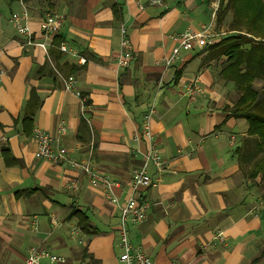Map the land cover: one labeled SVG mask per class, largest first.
Listing matches in <instances>:
<instances>
[{"label":"crops","instance_id":"crops-1","mask_svg":"<svg viewBox=\"0 0 264 264\" xmlns=\"http://www.w3.org/2000/svg\"><path fill=\"white\" fill-rule=\"evenodd\" d=\"M23 4L37 41L45 16H66L48 53L25 45L12 26ZM216 4L163 0L141 10L136 0H0V264H25L35 246L61 256L60 264H125L118 206L69 161H89L116 181L123 202L148 150L142 123L152 105L163 169L152 165L153 185L136 193L149 208L128 228L132 244L153 264H264V184L249 176L254 160L240 161L257 141L245 120L229 117L239 94L220 74L227 57L208 60V49L196 46L172 66L162 61L181 33L215 27ZM123 38L129 68L118 65ZM61 44L77 55L60 53ZM195 80L202 92L189 102ZM61 124L67 158L37 159L32 130L56 135ZM80 216L90 233H71ZM217 231L224 243H214Z\"/></svg>","mask_w":264,"mask_h":264},{"label":"built area","instance_id":"built-area-1","mask_svg":"<svg viewBox=\"0 0 264 264\" xmlns=\"http://www.w3.org/2000/svg\"><path fill=\"white\" fill-rule=\"evenodd\" d=\"M163 0H136L138 7L142 10L148 6H155L161 4ZM29 17L27 7L23 4L22 11L13 13L10 19L12 26L16 33L25 39V45L35 46L48 53L49 44L47 40L52 39L58 34L60 27L65 20L64 14H49L43 18L40 23L39 32L41 39L37 41L35 35L29 26ZM123 32L125 27L123 26ZM219 36L213 30V24L203 25L199 30L188 29L181 33L177 38V45L172 50L171 54L166 56L162 61L166 66H172L179 62L186 52H190L194 47L207 48ZM128 41L126 38L122 40V48L125 49L124 54L119 57L118 65L120 68H129L130 66V51L127 48ZM59 50L62 53H77L70 49L67 45L61 44ZM85 58H80L81 64L86 63ZM65 88L71 90L73 88V77L63 78ZM2 82V71L0 70V84ZM199 81L195 80L188 86L186 96L189 102H193L198 93H201ZM79 95V93H78ZM84 100V107H87L86 99ZM155 115V107L152 105L147 113L143 116L142 134L148 138V150L144 155L142 164L132 171L131 189L129 196L120 202L118 197L114 194V187L118 183L112 180L109 176L101 174L94 170L90 162L79 163L75 160H70L69 163L73 168H80L88 182L93 188L100 189L104 192L106 200L112 205L118 206L120 210V227H119V241L118 248L121 250L120 261L125 264H153L152 259L145 253L143 248L135 246L130 241L129 226H134L142 223L147 215L149 206L146 203H140L136 197L139 189H147L153 185L152 177L149 174V168L152 165L163 169L158 148L153 140L151 132V120ZM88 121V120H87ZM64 133V124H61L56 135L50 134L40 129H34L33 137L36 141L35 157L50 163H59L67 158L64 149L61 146L60 135ZM55 224V223H54ZM81 229L76 227L72 230V234L81 233ZM214 243H224L225 236L223 231L214 233ZM63 258L54 254L51 250L44 247H31L28 251L25 264H60Z\"/></svg>","mask_w":264,"mask_h":264},{"label":"trees","instance_id":"trees-1","mask_svg":"<svg viewBox=\"0 0 264 264\" xmlns=\"http://www.w3.org/2000/svg\"><path fill=\"white\" fill-rule=\"evenodd\" d=\"M234 1L226 0L224 8L223 6L221 8V3L219 4L216 9L217 26H221L227 17L231 15V5ZM259 12L256 14L257 18ZM231 13L232 19L228 22V26H232L238 20L232 11ZM231 31L238 32L237 29ZM238 34L239 37L216 38L207 47L209 52L207 58L208 60H214L217 57L227 56V61L223 64L220 74L227 81L233 82L239 94L237 102L230 109L229 117L245 120L248 126V135L253 136L257 141L256 147L246 150L248 154L246 157L242 156L239 151L240 161L249 163L253 161L255 152L256 154L258 151L264 152V84L261 90L254 88L255 80L260 79L264 82V36L262 38V36L250 35L243 31H239ZM246 34L247 38L242 37ZM60 53L62 52L60 51ZM81 96L85 98V96ZM85 104L90 105L87 100ZM34 129L32 130V136ZM259 158L254 159L253 169L250 171L249 176L254 178L260 174V182L264 184V162ZM81 219L83 218L80 216ZM79 226L85 233H90L91 227L86 221L81 220Z\"/></svg>","mask_w":264,"mask_h":264},{"label":"rangeland","instance_id":"rangeland-1","mask_svg":"<svg viewBox=\"0 0 264 264\" xmlns=\"http://www.w3.org/2000/svg\"><path fill=\"white\" fill-rule=\"evenodd\" d=\"M215 1L217 2L216 9L220 3H221V8H222V6L224 8V6L226 5L225 4L226 0H215ZM231 11L235 14V16H237L238 20H236L232 26H228L229 25L228 22H230L232 19ZM231 11H230L231 15L229 14L230 16L228 15L229 17H227L226 21L223 22L224 31H220V29L222 27L217 28L216 25H215V27L213 25V30L217 34H224V35H219L217 38H219V37L227 38L230 36H238L239 37L240 36L238 34L239 31H243V32L248 33L250 35H256L258 37L262 36V38H263V36H264V0H235L231 5ZM257 12H259L258 18L256 17ZM236 22H237V24H236ZM230 27L234 30L237 29L238 32L234 33L232 35H229V32L232 30ZM246 36H247V34L242 35V37H244V38H247ZM224 57H227V56H224ZM219 58L217 57L216 59H219ZM257 80H258L257 83H256V80L254 82V88L256 90H261L264 82L260 79H257ZM259 83H260V85H259ZM251 137H253V136H250V138ZM247 140H250V139H247ZM251 145H252V142L249 141V145L248 146L245 145V146L250 147ZM258 154H260V155L258 156ZM247 155H248L247 152L244 153L245 157ZM258 157H260L261 161L264 162V152L258 151L257 154L253 157V160L255 158L258 159ZM248 158H249V156H248ZM260 158H259V160H260ZM249 169L252 171L253 167L250 166Z\"/></svg>","mask_w":264,"mask_h":264}]
</instances>
